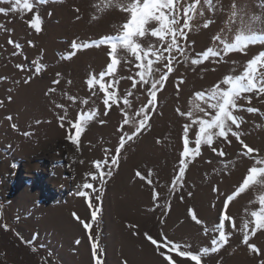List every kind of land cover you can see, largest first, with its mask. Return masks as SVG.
Here are the masks:
<instances>
[{"label": "rangeland", "instance_id": "374dc122", "mask_svg": "<svg viewBox=\"0 0 264 264\" xmlns=\"http://www.w3.org/2000/svg\"><path fill=\"white\" fill-rule=\"evenodd\" d=\"M127 2L48 0L46 4L34 3L32 11L22 7L13 11L11 3L0 0V7L7 10V14H0V264H96L93 238L99 240L98 257L103 264H168L164 257L169 254L177 264H195L169 252L167 247L153 245L147 235L160 245L172 241L199 253L204 247H211L213 237L218 238L214 229L224 214L234 218L236 228L224 221L228 243L219 251L202 256L201 264H259L264 259V230L249 236V243L262 250L257 254L243 243L242 226L247 221L249 232L254 227L251 213L260 211L264 187L258 184L264 178L258 175L257 184L234 195L226 213L224 205L227 196L236 193L250 167H264L254 162L264 158V94L245 93L252 97L251 102L242 98L238 101L241 109L235 111L242 118L241 138L258 153L244 156L241 145L231 135L230 143L217 139L212 147L223 149L226 155L221 157L202 145L198 156L187 159L185 175L179 181L176 178L181 167L184 125L191 124V118L181 116L177 109L187 112L197 103L205 106L194 93L210 90L226 75L242 73L250 59L264 52V43L250 44L243 51L210 58L200 65L175 63V70L157 93L149 127L125 143L118 167H114L110 158L116 154L121 128L129 134L134 131L140 119L135 113L148 99L140 88L147 86L132 89L130 80H119L121 97L126 90L133 92L128 97L132 107L121 102L106 109L103 93L98 87L90 90L87 80L91 74L106 69L110 62L109 45L73 50L71 43H91L122 33L121 26L130 19V13L116 5ZM234 4L243 9L246 21L255 18L253 29L264 30V0H217L214 12L204 7L203 16L197 12L190 22L191 30H185L190 59L199 58L210 46H219L213 41L215 35L235 42L234 35L239 33L236 24L229 23ZM36 14L42 19L40 33L29 25ZM207 20L213 22L204 28ZM9 39L20 43L22 49L9 44ZM137 42L144 47L159 43L150 35L137 38ZM70 51H75L70 60L61 58ZM118 56H127L130 63L122 61L117 73L105 77V82L138 71L130 53L118 47ZM34 61L46 65L39 75L34 72ZM18 64L23 65V70L16 67ZM57 73L61 75L57 77ZM30 77V83H25ZM57 79L59 84L53 83ZM92 91L97 95L93 96ZM69 96H74L75 102ZM85 99L87 105L82 103ZM247 107L260 111L248 113L244 110ZM65 109L67 115L62 122ZM92 111H97V115L84 126L79 143L73 144L67 139L69 134L75 135L69 122H78L82 113ZM124 111L128 112V125L123 123ZM198 130V125L190 127V141H194ZM190 147L194 144L190 143ZM106 158L109 163L96 169L95 162ZM102 170H111L112 175L101 181ZM137 171L145 179L137 177ZM94 174L96 180L92 179ZM85 183H91L94 190L83 189ZM80 191H87L88 197L78 195ZM89 202L94 208L88 207ZM96 206L100 209L98 223H93L91 212ZM190 209L203 223L191 219ZM73 213L92 224V228L85 229Z\"/></svg>", "mask_w": 264, "mask_h": 264}, {"label": "snow or ice", "instance_id": "6c2138e0", "mask_svg": "<svg viewBox=\"0 0 264 264\" xmlns=\"http://www.w3.org/2000/svg\"><path fill=\"white\" fill-rule=\"evenodd\" d=\"M7 2L12 4V10L14 11L17 7H22L23 10L32 11L34 3L36 4H46L48 0H7ZM217 0H128L127 3H119L116 6L122 11L130 13V19L124 23L122 27V33L118 35H109L103 39L91 43L82 42H72L71 49L78 50L81 48L89 47H99L100 45L107 44L110 47L108 52L110 62L106 65V69L98 74H91L90 78L87 80V85L89 89H95L98 87L99 91L103 93L102 103L105 105L106 109H111L113 105H119L121 102L127 108L132 107V102L128 97L133 95L132 91L126 90V94L121 97L119 95L118 84L119 80L128 79L131 81V88L136 89L137 85L147 86V88L141 87V94H146L148 99L143 106L139 107L138 111L135 113L140 119L135 123V129L133 132L125 133L123 128H121V137L119 139L118 147L116 148V154L110 158V163L114 167H118L120 150L125 147L127 141H132L136 136H138L142 130H147L149 127L148 121L151 119L150 113L155 111L157 106V93L161 90L165 82L168 80L169 75L175 70V63H189L193 66L200 65L203 62L208 61L210 58H219L222 55L228 54L232 51H243L250 44H255L257 42L264 43V30L257 31L253 29L252 21H246L243 9H238L235 4L232 7L229 23L236 24V31L239 34L234 35L235 42H226L227 36L222 37L218 34L213 37L214 42H219L217 47H208L205 51L199 54V58H189L188 49L185 46L187 44V30H191V20L194 15L198 14L203 16L204 7L212 10H216ZM78 11V10H77ZM0 14H7V10L0 7ZM96 17L94 16L93 19ZM183 19V23L181 20ZM212 20H207L203 27L207 28L211 24ZM150 24L156 25L155 27H146ZM29 25L37 33L42 31V19L39 14H36L34 19L29 21ZM231 32V30H229ZM146 35H150L156 38L159 43H149L147 47L142 46L141 43L137 42V38H143ZM170 38V39H169ZM183 42V43H182ZM9 44L13 45L16 49H22V45L11 39L8 41ZM194 43V42H193ZM29 44H32L29 41ZM166 45V46H165ZM34 46V45H33ZM118 47L122 51H126L134 57L135 63L134 68L138 69L134 74H130L128 77H119V79H112L105 82V77L114 76L118 67L123 61L125 64H129L130 61L127 56H118ZM177 53V56H173V53ZM14 55L16 53H13ZM75 55V51H70L66 56H62V59L70 60ZM34 63V72L39 75L41 70L46 67L44 64ZM156 65H159L157 67ZM18 69L23 70V65L18 64L16 66ZM57 77L61 74L57 73ZM6 79V78H3ZM31 77L26 79L25 83H30ZM59 80L53 81V83L59 84ZM184 81L181 79V83ZM71 84V81H68ZM224 85L225 87H221ZM179 88V85H177ZM109 89H112L111 91ZM50 92H54L55 89H49ZM245 93H256L257 95L264 94V52L259 53V55L250 59L243 72L237 75H226L222 80L218 81L210 90L208 91H198L194 93L197 101H202L203 105L197 103L193 110L187 112H182L177 109V112L181 116H187L191 118V124L184 125L183 131V151L180 153L182 159L179 161L181 167L179 168V176L176 178L177 181L185 175V169L187 168V159L195 158L201 153L202 145H206L211 150L223 157L226 154L223 149L212 147L217 139H223L225 142H229V136L235 137L238 143L241 145L243 155L246 157H252L254 153H258V149L250 147L241 138V133L239 131L240 125L242 123V118L235 114L236 110L241 109V105L238 101L242 98L248 103L251 102V96H245ZM92 95L95 96L97 93L92 91ZM11 100V97H8ZM69 100L75 102L74 96H69ZM137 100L140 99L139 96L136 97ZM84 105L88 104V99L82 102ZM3 101H0V105ZM57 107L64 109V105H57ZM248 113H258L260 110L255 107H247L244 109ZM98 111V110H97ZM97 111L88 112L87 114H81L78 122H69L71 129H75V135L69 134L67 139L71 140L73 144L79 143V137L81 133L85 130V125L88 121L97 115ZM197 113H202L203 115H197ZM107 111L105 112V115ZM67 115V110L65 109V116H61L60 120L63 122ZM124 125L130 123L128 119V112H123ZM8 119H11L9 116ZM193 125H198V132L195 135L194 141L189 139V129ZM235 126V129L233 128ZM15 127V125H13ZM28 135V133H25ZM159 142V141H158ZM190 143L194 144V147H190ZM255 164L264 165V158L254 159ZM109 159H104L103 161L95 162L96 169H101V165H107ZM112 171H100L99 178L101 181L106 176H111ZM140 179H145L140 171L135 173ZM150 175V174H149ZM264 178V167H250L248 169V174L243 179L241 185L237 189L236 193L233 195H228L224 205V211L226 213L228 203H230L234 195H239L249 188L252 184H257V176ZM92 179L96 180L97 175H92ZM148 183L151 184L152 181L149 179ZM258 186L264 187V179L259 181ZM83 189H93L91 183H85L82 185ZM175 188V184L173 185ZM218 191V189H214ZM78 195L87 198L89 193L87 191H80ZM155 195V194H154ZM99 200V197H96ZM261 207L260 211H253L251 216L254 219V227L251 228L249 232V223L245 221L242 226L243 243L248 246V248L257 254L261 253V249L255 244L249 243V236H255L257 231L264 230V197H261L259 201ZM89 208H94L92 202L88 203ZM100 209L98 206L91 212V221L93 223H98V213ZM191 219L197 224L203 223L197 218V213L195 210H189ZM76 220L83 224V227L87 230L92 228V224L81 221V218L73 213ZM224 221H229L233 229L236 228L235 220L233 217L224 214L220 222L215 226L214 231L218 232V238L213 237L211 239V247H204L202 252L194 253L188 250L187 247H182L180 243H173L172 241H167L164 245L157 243L152 236L147 235V239L153 244L159 247H167L169 252H175L178 257L186 258L191 261H195V264H201V257L209 254V252L215 253L219 251L221 247L226 245L229 241V234L225 232ZM6 227V226H5ZM130 227H135L130 225ZM207 232L208 229L206 228ZM91 237V232L89 231ZM92 243V254L96 258V264H103V261L98 257V251L100 248L99 240L93 238ZM76 243H79L77 241ZM163 255V254H162ZM165 260L168 264H177V261L173 259L172 255H166ZM126 264V262H125ZM259 264H264V259L259 261Z\"/></svg>", "mask_w": 264, "mask_h": 264}]
</instances>
